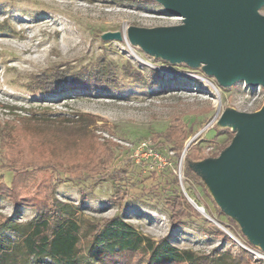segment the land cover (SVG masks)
Masks as SVG:
<instances>
[{"label": "rangeland", "instance_id": "rangeland-1", "mask_svg": "<svg viewBox=\"0 0 264 264\" xmlns=\"http://www.w3.org/2000/svg\"><path fill=\"white\" fill-rule=\"evenodd\" d=\"M256 14L264 16V5ZM181 24L157 0H0V216L26 222L55 198L78 206L84 224L120 216L145 237L197 254L234 253L245 242L262 252L237 212L220 213L225 201L210 178L182 175V159L186 144L199 145L204 166L226 141L215 134L237 128L226 116L259 112L264 87L220 85L203 64L170 62L129 38L130 28ZM23 116L43 122L21 124ZM174 119L188 130L179 157L164 138ZM118 170L122 181L103 179ZM182 189L220 225L186 197L199 216L171 224L164 201ZM210 224L232 242L209 235Z\"/></svg>", "mask_w": 264, "mask_h": 264}, {"label": "water", "instance_id": "water-1", "mask_svg": "<svg viewBox=\"0 0 264 264\" xmlns=\"http://www.w3.org/2000/svg\"><path fill=\"white\" fill-rule=\"evenodd\" d=\"M157 1L183 24L130 28L134 44L170 62L203 64L223 86L243 80L264 87V16L256 14L264 0ZM225 119L237 126L230 143L217 157H207L204 166L195 161L192 168L202 180L210 178L215 183L225 201L219 209L237 212L245 224L242 232L264 252V104L257 113H231ZM182 192L197 211L217 224Z\"/></svg>", "mask_w": 264, "mask_h": 264}, {"label": "trees", "instance_id": "trees-1", "mask_svg": "<svg viewBox=\"0 0 264 264\" xmlns=\"http://www.w3.org/2000/svg\"><path fill=\"white\" fill-rule=\"evenodd\" d=\"M93 76L95 81L102 83L98 75L93 73ZM86 81L88 82V79L78 80L79 83ZM73 82L75 81L71 80L69 83ZM18 122L27 125L30 122L43 121H37L32 116H23ZM183 126H186L184 122L175 120V124H170L164 133V138L172 143L176 157H179L181 140L188 135L187 128ZM221 134H227L226 141L215 153L207 156L208 158H215L221 154L235 132L223 128L215 136ZM199 149V145L187 147L182 159L184 163L182 175L190 176L194 181L201 179L192 168L194 162L203 157ZM125 174V171L118 170L107 172L102 177L122 181ZM75 177L101 176L81 173ZM70 179L75 178L70 176ZM172 181L178 183L176 175ZM50 203H39L36 214L26 222H16L0 216V264H264L261 259H252L250 253L241 247L234 253L227 249L207 254L178 249L166 238L155 241L137 233L133 226L120 216H111L95 224H84L79 220L78 206L55 198L51 199ZM164 203L169 211L170 223L173 225H182L183 219L192 214L199 216L177 190L167 196ZM210 226L211 230L207 231L209 235L227 238L215 225ZM83 237H89L86 239L85 251L80 250ZM245 243L249 246L248 242ZM145 254L146 260L142 258Z\"/></svg>", "mask_w": 264, "mask_h": 264}, {"label": "built area", "instance_id": "built-area-1", "mask_svg": "<svg viewBox=\"0 0 264 264\" xmlns=\"http://www.w3.org/2000/svg\"><path fill=\"white\" fill-rule=\"evenodd\" d=\"M144 145V143H140L139 144V149L142 148V146ZM177 177L179 178L180 180V175L178 174ZM246 250H248L249 252H251L252 254H254L255 256L254 257H259V258H263L264 259V252H260V251H257L255 249H252L250 246H246L245 247Z\"/></svg>", "mask_w": 264, "mask_h": 264}]
</instances>
